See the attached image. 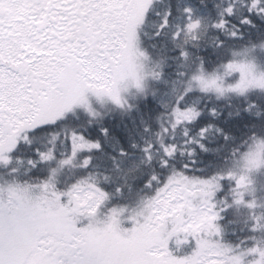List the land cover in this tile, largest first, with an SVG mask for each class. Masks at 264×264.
Segmentation results:
<instances>
[{
  "label": "snow or ice",
  "instance_id": "snow-or-ice-1",
  "mask_svg": "<svg viewBox=\"0 0 264 264\" xmlns=\"http://www.w3.org/2000/svg\"><path fill=\"white\" fill-rule=\"evenodd\" d=\"M0 264H264V0H0Z\"/></svg>",
  "mask_w": 264,
  "mask_h": 264
}]
</instances>
